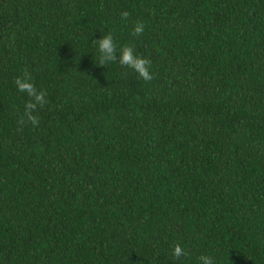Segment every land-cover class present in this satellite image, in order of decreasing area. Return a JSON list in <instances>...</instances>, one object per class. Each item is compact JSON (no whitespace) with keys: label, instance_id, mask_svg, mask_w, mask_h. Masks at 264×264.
Wrapping results in <instances>:
<instances>
[{"label":"trees","instance_id":"16d2710c","mask_svg":"<svg viewBox=\"0 0 264 264\" xmlns=\"http://www.w3.org/2000/svg\"><path fill=\"white\" fill-rule=\"evenodd\" d=\"M109 33L152 81L96 63ZM201 254L264 264V0H0V264Z\"/></svg>","mask_w":264,"mask_h":264},{"label":"clouds","instance_id":"9594fccd","mask_svg":"<svg viewBox=\"0 0 264 264\" xmlns=\"http://www.w3.org/2000/svg\"><path fill=\"white\" fill-rule=\"evenodd\" d=\"M129 12L123 11L121 18L127 20L129 18ZM145 25L142 22L137 21L132 29L133 36H140L144 32ZM92 43L96 44L99 51V58L96 63L100 66H106L110 62H118L120 65L131 68L138 74L139 78L145 81H152L154 75L149 71L150 61L135 54L132 46L128 44L121 45L119 47V56L117 55V44L114 42L113 36L109 34H103L101 38L92 40ZM17 90L21 93H26L29 100L25 104L24 114L21 117V122L30 123L32 126H38L39 117L36 114L40 108L46 103L47 93L44 90L38 89L32 82L31 73L23 71L20 76L13 80ZM172 256L179 260L182 256H187L188 253L180 245L175 244L172 248ZM200 264H214L212 257L201 254L198 257Z\"/></svg>","mask_w":264,"mask_h":264}]
</instances>
